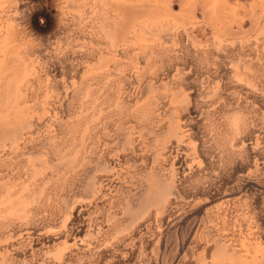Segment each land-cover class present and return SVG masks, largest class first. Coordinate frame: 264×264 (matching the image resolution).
<instances>
[{
  "label": "rangeland",
  "instance_id": "rangeland-1",
  "mask_svg": "<svg viewBox=\"0 0 264 264\" xmlns=\"http://www.w3.org/2000/svg\"><path fill=\"white\" fill-rule=\"evenodd\" d=\"M257 263L264 0H0V264Z\"/></svg>",
  "mask_w": 264,
  "mask_h": 264
},
{
  "label": "bare ground",
  "instance_id": "bare-ground-1",
  "mask_svg": "<svg viewBox=\"0 0 264 264\" xmlns=\"http://www.w3.org/2000/svg\"><path fill=\"white\" fill-rule=\"evenodd\" d=\"M190 2H191V7L194 9L195 7H196V5H197V0H190ZM72 3V2H71ZM200 3V2H199ZM205 6V5H204ZM203 6V7H204ZM202 7V8H203ZM201 8V9H202ZM204 10H206V9H204ZM124 14H126L125 12H124V10H121L120 11V14H118L117 15V18H118V20L116 21V23H118V27H117V33H118V35H119V40L121 41V43L123 42V43H125V42H127V41H125L124 39H121V36H123L122 35V28H123V26L125 27V24H124ZM126 16V15H125ZM258 20V19H257ZM108 27V26H107ZM126 28V27H125ZM124 30V29H123ZM126 30V29H125ZM123 33H124V31H123ZM212 33V32H211ZM126 34V33H125ZM166 34V33H165ZM118 35H117V37H118ZM127 35V34H126ZM170 35V34H169ZM122 38H124V37H122ZM118 39V38H117ZM126 39H128V38H126ZM119 41V42H120ZM116 43V42H115ZM122 43V44H123ZM124 45V44H123ZM36 48V47H35ZM113 50V49H112ZM33 53V52H32ZM213 57V56H212ZM199 62V61H198ZM156 66V65H155ZM201 68V67H200ZM204 73V72H203ZM160 74V73H159ZM11 76V75H10ZM155 77V76H154ZM215 77V76H214ZM194 78V77H193ZM211 78V77H210ZM103 79V78H102ZM34 84V83H33ZM127 90V89H126ZM209 92H210V90H209ZM4 93V92H3ZM94 99V98H93ZM215 100V99H214ZM225 101V100H224ZM16 107V106H15ZM225 112V111H224ZM210 115V114H209ZM233 116V115H232ZM104 119V118H103ZM36 125V124H35ZM146 125V124H145ZM111 126V125H110ZM162 126V125H161ZM42 127V126H41ZM138 127V126H137ZM150 127V126H149ZM6 129H8V128H6ZM13 129V128H12ZM14 130H16V128L14 129ZM6 131V130H5ZM3 132V131H2ZM183 132V131H182ZM9 134V133H8ZM137 137V136H136ZM155 139V138H154ZM186 141V140H185ZM172 142V141H171ZM174 145V144H173ZM134 146H136V145H134ZM172 147V146H171ZM174 147V146H173ZM128 149V148H127ZM97 150V149H96ZM171 150V149H170ZM185 151V150H184ZM65 153V152H64ZM52 155V154H51ZM153 155V154H152ZM192 155V154H191ZM190 155V156H191ZM193 158V157H192ZM182 160V159H181ZM168 162V161H167ZM100 164V163H99ZM15 166V165H14ZM182 167V166H181ZM7 168V167H6ZM45 169V168H44ZM95 170V169H94ZM181 170V169H180ZM161 171V170H160ZM166 172V171H165ZM180 172V171H179ZM89 174V173H88ZM165 174V173H164ZM102 177V176H101ZM20 179V178H19ZM168 186V185H167ZM197 188V187H196ZM155 189V188H154ZM153 188H152V191L154 190ZM32 190V189H31ZM171 190V189H170ZM173 190V189H172ZM158 191V190H157ZM34 192V191H33ZM159 194V193H158ZM153 195H155V194H153ZM143 196V195H142ZM151 196H152V194H151ZM144 197H146V196H144ZM142 198V197H141ZM142 200V199H141ZM147 203V202H146ZM132 204V203H131ZM161 208V207H160ZM145 210V209H144ZM162 211H163V209H162ZM161 212V211H160ZM169 212V211H168ZM155 213V212H154ZM162 214V213H161ZM166 214V213H165ZM161 219V218H160ZM12 230V229H11ZM55 231V230H54ZM215 233H216V231H215ZM249 245V244H248ZM241 254V253H240ZM21 263V262H20ZM257 264H259V263H257ZM261 264V263H260Z\"/></svg>",
  "mask_w": 264,
  "mask_h": 264
}]
</instances>
